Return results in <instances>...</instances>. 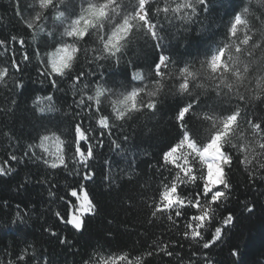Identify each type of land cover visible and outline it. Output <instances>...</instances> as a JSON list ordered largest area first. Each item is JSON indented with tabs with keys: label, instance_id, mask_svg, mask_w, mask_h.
Wrapping results in <instances>:
<instances>
[{
	"label": "snow or ice",
	"instance_id": "6c2138e0",
	"mask_svg": "<svg viewBox=\"0 0 264 264\" xmlns=\"http://www.w3.org/2000/svg\"><path fill=\"white\" fill-rule=\"evenodd\" d=\"M210 7L8 0L19 27L0 31V192L6 185L14 195L0 194V213L16 203L0 233L51 214L56 223H42L41 236L62 250L63 264H261L264 245L245 261L234 230L264 210V0H231L222 30L189 51L179 37L195 25L208 33ZM169 130L163 149L142 150ZM36 186L50 198L39 209L19 199ZM97 188L112 200L104 210ZM138 210L140 229L130 221L114 229L113 213ZM97 220L94 244L86 237ZM30 235L0 248V264H57ZM117 235L136 239L113 251L106 246Z\"/></svg>",
	"mask_w": 264,
	"mask_h": 264
},
{
	"label": "trees",
	"instance_id": "16d2710c",
	"mask_svg": "<svg viewBox=\"0 0 264 264\" xmlns=\"http://www.w3.org/2000/svg\"><path fill=\"white\" fill-rule=\"evenodd\" d=\"M32 0H25L26 4H30ZM231 7V0H211V7L207 13V21H205V25L207 26L209 32L205 33L204 35L199 36L198 30L199 25L194 26V30L190 33L181 35L179 37V40L183 41L185 44H187V49L189 51L195 52L197 48L201 47L207 38V35L212 31L222 30L224 23L228 19V12ZM19 27L18 22L15 20V18L12 16L11 11L8 8V0H0V31H4L6 33L8 32H14L15 29ZM176 41H173L174 46L176 45ZM175 54L178 56H182L184 53L183 46H180L179 48H176ZM151 59V54L150 57ZM33 75H35L33 73ZM37 87V86H33ZM29 104L31 101H28ZM22 116L23 113H20ZM17 127H19V123L17 124ZM174 136V132L169 130L168 132H165L162 134L158 139H156L151 143V147H149L148 144L143 145L142 150H147L148 152H156L160 149H163L164 146L170 142L172 137ZM6 143H4L3 138H0V160H2L3 152L6 147ZM114 160L119 161V157H113ZM141 159H146V157H141ZM120 166L122 167L123 164L121 163ZM96 171L98 174H103L104 171H106V166L103 164L102 160L99 161L96 165ZM118 168L114 165L113 166V173H117ZM71 178H69V181ZM243 181V175L240 171H236L233 174V182L234 183H241ZM64 181L61 180V185H63ZM3 192H0L2 195H14L7 191V186L4 185ZM95 187V186H94ZM155 188V185L153 184V189ZM41 191L40 186H36V188L31 191L30 194H26L19 199L24 200L25 202L31 201L32 203H35L37 206V209H39L41 202H46L50 198L45 193L43 196H40L39 193ZM63 194V193H61ZM148 195H152L153 191L149 190ZM238 194L243 198L245 196L244 190L241 188L238 190ZM250 195V193H249ZM96 197L99 200L101 204L102 210H104L108 205L112 203L111 198L107 197L104 194L103 189L97 188L96 191ZM12 204V208L5 209L3 213H0V219L4 218V213H7L8 211H15V203L16 199H13L10 201ZM261 204H264V200H261ZM31 206V205H30ZM47 204L45 203V207ZM56 207L60 208L61 205H56ZM114 216V229L117 226H120L118 228V231L120 233H123L125 231V228L123 225H126L127 222H131L132 225H135L136 228H141V223L144 220V216L142 212H139L138 214H134L133 217H128L123 211H120L118 213H113ZM49 225V224H55L56 221L54 217L51 216V214L45 215L43 220H40L38 218H34L33 221L29 222L30 226H20V231H11L8 235H4L0 233V248L8 247L10 244H18L21 239H23L24 235L26 233H31L28 237L29 240H33L34 243L38 247L47 248L49 251H52L56 257H58L57 264H63L64 254L60 248H58L55 244V242H50L48 240L47 235L41 236V224ZM63 227V226H60ZM103 230V224L100 220H97L93 222L90 225V233L86 237V239L91 240L94 244L96 243V234L98 231ZM142 230V229H141ZM157 233L159 232V229L155 230ZM235 236L234 240L239 244L240 250L242 252H245L244 260L247 261L251 258L252 254L255 253L262 245H264V210H257L256 215L248 217V216H241L236 229L234 230ZM149 235H152L150 232ZM15 237V241L13 239ZM136 239L135 236H127V235H117L116 239L112 241L110 246L111 250L115 251L118 248H120L124 244H131ZM150 242V241H149ZM84 245V241L82 240L80 242L79 247H82ZM224 256L227 255V252L225 251L223 253ZM71 259V258H69ZM261 264H264V257H261ZM153 264H159V261H154Z\"/></svg>",
	"mask_w": 264,
	"mask_h": 264
},
{
	"label": "rangeland",
	"instance_id": "374dc122",
	"mask_svg": "<svg viewBox=\"0 0 264 264\" xmlns=\"http://www.w3.org/2000/svg\"><path fill=\"white\" fill-rule=\"evenodd\" d=\"M31 4V3H30Z\"/></svg>",
	"mask_w": 264,
	"mask_h": 264
}]
</instances>
